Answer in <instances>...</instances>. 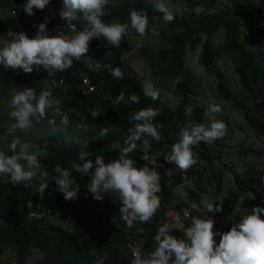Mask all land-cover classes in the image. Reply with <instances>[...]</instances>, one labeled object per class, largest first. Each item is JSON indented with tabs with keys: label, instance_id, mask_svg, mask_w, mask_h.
I'll use <instances>...</instances> for the list:
<instances>
[{
	"label": "trees",
	"instance_id": "1",
	"mask_svg": "<svg viewBox=\"0 0 264 264\" xmlns=\"http://www.w3.org/2000/svg\"><path fill=\"white\" fill-rule=\"evenodd\" d=\"M18 1L0 0V39L10 40L6 33L16 28L4 17V9L13 10ZM220 1L231 7L216 10L214 6ZM186 2L188 9L181 16L175 15L167 6L174 19L165 23L162 14L149 1L107 0L101 18L105 23H125L129 11L144 10L149 24L157 26L156 43H139L138 39L149 31L139 36L131 28L122 37L119 48H112L101 37L96 42H89L88 52L81 57L84 58L83 64L73 62L71 68L64 71H50L47 80L35 70L23 73L19 69L5 70L0 66V105L3 100L0 121L7 120L12 110L10 99L15 91L26 87L35 89L37 94L41 90L49 91L50 96L59 101L60 112L68 117L67 124L62 125L66 129L63 139L50 133L48 123L44 130H39V123L45 121V117L33 121L39 133L36 143L43 153L38 159L48 172V188L44 195L36 193L40 183L38 176L14 185L7 175L0 174V258L6 251H12L16 254L17 264H27L32 250H37L36 264H131L132 256L126 247L130 236L139 242L138 248L144 255L154 251L153 236L165 223L170 228V235L187 241L185 230L190 226L191 218L208 217L209 214L207 207L201 205V196H209L214 207L216 203L221 204V212L211 213L215 216L213 231L223 233L238 220L235 211L242 197L247 199L250 195L259 199L264 193V183L261 182L264 169H255L252 160L240 164L243 171L239 174L232 164L233 160L236 163L237 159L261 158L263 155L259 143H264V0ZM171 5L173 8L177 6V0H172ZM195 8L201 10L197 12ZM246 26L251 32L245 29ZM220 31L222 34L214 43L213 38ZM136 47L138 58L146 65L145 80L151 81L155 90H165L176 96L178 103L175 107L164 103L160 94L155 101L143 96L144 78L139 80L128 67L129 55ZM195 56L198 72L192 71L186 59ZM224 56L228 57L231 71L233 68L230 78L217 67V62ZM92 63L107 66L90 69L88 65ZM116 67L121 69L122 79L110 75V70ZM177 77L179 82L174 83ZM84 78L95 86L93 91L84 90L81 83ZM51 80L62 81L69 87L60 89L58 85L57 89L52 88ZM207 90L211 91V99L207 98ZM121 92L124 100L117 104L115 100ZM130 95H136L138 102H130ZM210 103L218 105L220 111L207 113ZM148 107L158 110L152 123L160 126L157 131L161 141L155 142L148 137L150 155L157 156L162 165L156 169L160 174L161 191L157 194L160 205L147 222L134 221L127 228L118 211V196L109 193L104 194L101 201L93 200L86 188L90 183L88 175L76 173L72 165L83 163L84 159L79 156L86 152L93 154L86 158L93 163L96 155H101L105 163L115 159L125 146L123 141L128 129L136 123L131 120L132 115ZM186 107H191L190 114L185 113ZM233 111L245 124L238 129L250 131L251 137L259 141L247 140L243 146L220 139L212 143L200 142L192 146L196 162L185 171L164 161L171 145L178 141L179 129L186 120L208 124L219 119L224 122L225 130L231 128L232 131L238 126L230 115ZM4 126L0 128V140L5 137ZM102 128L108 130L105 137L99 136ZM21 133L17 131V136L20 137ZM140 148L137 141V149L128 154L136 160L137 168L147 163L139 159ZM0 151L10 154L8 143L0 144ZM57 164L67 168L74 177L73 187L78 188L75 200L65 201L56 189L52 177L57 175L54 172ZM243 175L248 176L242 178ZM226 184L229 185L227 191L224 190ZM182 186L186 194L184 200L178 202L180 196L177 192ZM188 199L192 203L185 202ZM192 205L195 207L191 208ZM69 210L71 213L67 216L56 215ZM231 210L235 211L232 213ZM185 211L187 217H184ZM178 225L183 231H178ZM214 239L219 242V237Z\"/></svg>",
	"mask_w": 264,
	"mask_h": 264
},
{
	"label": "clouds",
	"instance_id": "2",
	"mask_svg": "<svg viewBox=\"0 0 264 264\" xmlns=\"http://www.w3.org/2000/svg\"><path fill=\"white\" fill-rule=\"evenodd\" d=\"M106 3L107 0H19L13 10L4 9V17L16 25V28L6 33V38L10 40L0 39V66L5 70L19 69L23 73L35 70L46 79V76H50V71H64L71 68L73 62L83 64L84 58L81 57L88 52L91 41L96 42L102 37L103 42L115 49L120 47L122 37L129 28L139 36H144L146 30L153 35L158 34L157 26L149 24L146 11L141 9L129 11L125 23H105L101 18L104 16ZM154 7L162 14L161 19L165 23L174 19L164 0H156ZM18 22L21 25H17ZM106 66L99 63L88 65L90 69ZM110 75L115 79L123 78L119 67L112 68ZM179 79L177 77L174 83H178ZM81 83L86 91L95 89L86 78ZM57 86L60 89L69 87L64 86L62 81L51 80V87ZM142 94L155 101L159 92L154 89L151 81H145ZM123 100L124 93L121 92L115 103ZM128 100L136 103L138 97L130 95ZM2 104L3 100L0 108ZM10 105L12 110L7 120L0 121V128L5 125V137L0 140V144L8 143L10 151V154L0 151V174L7 175L14 185L38 176L40 183L36 193L44 195L48 188V172L38 159L43 153L36 143L39 133L33 121L45 117V121L39 123L40 131L48 123L50 129L56 125L61 126L64 133L66 129L62 125L67 124L68 117L60 112L59 101H55L46 90H41L38 94L35 89L27 87L15 91ZM191 111V107L185 108L186 114ZM219 111L218 105L209 104L207 113ZM94 115L98 116L97 113ZM157 115L158 110L151 107L140 109L132 115L131 120L136 123L128 129V135L123 141L125 146L115 159L105 163L101 155H96L93 163L92 160H86L93 154L86 152L79 156L84 159L83 163L72 165L76 173L88 175L90 183L86 188L93 200L101 201L104 194H117L120 202L118 211L127 228L134 221L147 222L160 205V197L157 195L161 191L160 174L156 169L162 165L158 163L157 156L150 155L151 145L148 139L150 137L155 142L161 141V135L157 131L160 126L152 123ZM17 131H22L20 137L17 136ZM107 131L102 128L99 136L105 137ZM224 134L225 124L222 120L213 119L207 125L186 120L179 129L178 141L171 145L170 153L164 156V161L185 171L196 162L193 145L200 142L212 143ZM137 141L141 145L139 159L147 162L139 168L136 167V160L128 155L137 149ZM54 172L57 175L52 180L64 200H75L78 188L73 187L75 179L69 170L57 164ZM247 176L243 175L242 178ZM261 182L264 183V178ZM249 197H242L238 209L230 211H235L238 220L223 233L213 231L215 216L211 213L221 212V204L216 203L214 207L213 203H209L203 205L207 207L208 217L191 218L190 226L185 230L187 241L170 235V228L165 223L157 228L153 236L154 251L144 255L138 248L139 242L132 236L128 237L126 247L132 256L131 264H264V219L261 218L264 217V193L259 199L256 196ZM194 207L195 205L191 206ZM187 216L185 211L184 217ZM214 237H219L218 243Z\"/></svg>",
	"mask_w": 264,
	"mask_h": 264
},
{
	"label": "rangeland",
	"instance_id": "3",
	"mask_svg": "<svg viewBox=\"0 0 264 264\" xmlns=\"http://www.w3.org/2000/svg\"><path fill=\"white\" fill-rule=\"evenodd\" d=\"M150 1H153L154 4L156 2V0H150ZM177 2H178V5L173 8L171 5L172 0H164V3L166 4V6H170L172 9L171 11L175 15L181 16L183 11L188 9V5H187L186 0H177ZM214 7L217 10V9L224 8V7H226V8L231 7V5L224 2V1H222V2L220 1V2H217V4H215ZM200 10L201 9H199V8H195V11H197V12H199ZM245 29L248 30V26H246ZM248 31L251 32L250 30H248ZM221 34H222V31L215 34V39L213 38L214 43H217V39H219L218 36H220ZM138 41H139V43H142L144 41H150V43H154V42L156 43L157 42V35H153L149 31V33L145 37L138 39ZM136 49H137V47L132 50V54L129 55L130 57L128 56L130 59V61L128 62V67L132 70L135 77L139 78V80H142L144 77L147 76V72L145 71L146 65L143 64L142 61L138 58V55L136 53ZM186 59L189 63V67H191L192 71L194 70V71L198 72L199 69L196 67L197 57L196 56L190 57V58L187 57ZM217 67H220L222 69V71L224 73H226L227 76H229V78H230V75L233 72V68L231 71V64H230L227 56L222 57L217 62ZM228 73H229V75H228ZM202 76L204 77V75H202ZM145 79L146 78H144V80L142 81L143 83L146 81ZM235 87H237V86H235ZM159 94L161 95V98H162L164 103H168L171 107H175L177 105L178 98L176 96H172L169 92H167L165 90H162L161 92H159ZM206 95H207L208 99L212 98L210 90H207ZM222 112L227 113L228 111L222 110ZM230 115L233 118L232 120H234L238 126H236L234 129H232V131L230 130L231 128H229L230 131L226 129L225 134L221 138H219L221 141H225L228 144L234 143L236 145L243 146L245 144V141H247V140H252V141L257 140L254 137L253 138L251 137L250 131L246 130L247 132H242L240 129H238L241 125H243V127L245 125L242 122L243 119L241 117H239L234 111L230 112ZM210 117H212V116H210ZM204 125H207V124L204 123ZM56 131H58V132L56 133ZM50 132L55 133L57 138L63 139V130H62L61 126L56 125V126L52 127L50 129ZM235 133H237L238 136H236ZM257 141H259V140H257ZM259 147L261 148L260 150L263 152V155L261 156V158H263V159H260V160H263V161H260L258 158L237 159L236 163H234V160H233L232 164H235V170L237 173L241 174L243 171V168L240 167V164L250 162L252 160H254L255 169H257V170L264 169V143H259ZM241 158H245V157L241 156ZM228 164H230V162H228ZM228 188H229V185L226 184L224 190L227 191ZM114 194H116V193H114ZM177 194L180 196V197H178V202L183 201L185 198V194H186L185 188L183 186L180 187V190H178ZM249 198L252 199L251 197H249ZM185 202L192 203L189 201V199ZM200 202H201V205H206V204L212 203L213 200L209 196L203 195V196H201ZM69 213H71L70 210L58 213L56 215L67 216ZM178 231H183V228L181 225H178ZM37 257H39V252L37 250H32L31 256L29 258V262L27 264H36ZM0 262L7 263V264H17L16 254L13 253L12 251H10V252L6 251L2 255V257L0 258Z\"/></svg>",
	"mask_w": 264,
	"mask_h": 264
}]
</instances>
